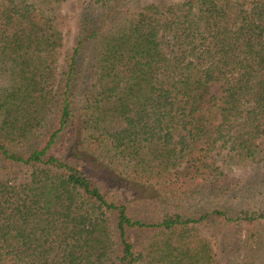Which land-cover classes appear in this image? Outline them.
<instances>
[{"label":"trees","instance_id":"trees-1","mask_svg":"<svg viewBox=\"0 0 264 264\" xmlns=\"http://www.w3.org/2000/svg\"><path fill=\"white\" fill-rule=\"evenodd\" d=\"M66 1L0 0V264H264V0H80L61 66Z\"/></svg>","mask_w":264,"mask_h":264},{"label":"rangeland","instance_id":"rangeland-1","mask_svg":"<svg viewBox=\"0 0 264 264\" xmlns=\"http://www.w3.org/2000/svg\"><path fill=\"white\" fill-rule=\"evenodd\" d=\"M82 1V0H81ZM154 1V0H146ZM179 0H173L178 2ZM80 0H68L62 3L58 10L59 21L61 23V30L64 37V44L58 50L59 65H63L66 57L70 53L76 36V25L79 20ZM6 79L0 77V86L6 83ZM219 86L212 89L213 94L218 93ZM213 161L219 166L225 174L233 179L239 187L236 190L238 195V204L240 206L251 207V204H258L262 206L264 203V165L250 166L237 165L232 162L227 155V151L217 149L213 153ZM227 199V198H226ZM229 199V198H228ZM264 223V222H262ZM264 232V224L261 225ZM218 260L220 264H235L237 257L227 253L218 252Z\"/></svg>","mask_w":264,"mask_h":264}]
</instances>
